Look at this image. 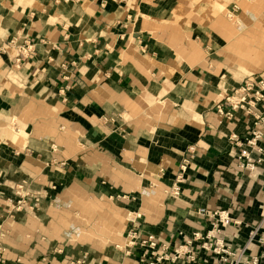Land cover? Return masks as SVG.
Returning <instances> with one entry per match:
<instances>
[{
  "label": "crops",
  "instance_id": "0c3cea01",
  "mask_svg": "<svg viewBox=\"0 0 264 264\" xmlns=\"http://www.w3.org/2000/svg\"><path fill=\"white\" fill-rule=\"evenodd\" d=\"M231 1L0 0L1 264H142L132 231L163 264H223L188 242L210 228L200 208L228 209L223 238L261 254L264 153L240 167L231 136L253 117L217 103L264 77V20Z\"/></svg>",
  "mask_w": 264,
  "mask_h": 264
},
{
  "label": "built area",
  "instance_id": "2783aa9c",
  "mask_svg": "<svg viewBox=\"0 0 264 264\" xmlns=\"http://www.w3.org/2000/svg\"><path fill=\"white\" fill-rule=\"evenodd\" d=\"M15 40L9 41L6 45H14ZM31 44L26 41L25 44L19 46L18 53L15 55L17 62L31 52ZM222 99L217 103V111L226 118H235L238 111L253 117L252 127L249 135L244 139H239L237 135L231 136L239 151L236 153V159L240 163L243 170H248L251 173L256 172L259 165L263 162L264 148L261 141L264 140V111L258 109L259 105L264 104V77L259 79L247 78L238 87L232 91L222 95ZM253 153L256 156H253ZM182 172L186 169V163L181 166ZM183 180L182 173L176 178V185L173 187V193L179 194V183ZM201 215L209 218L210 228L205 233L196 232L189 243L194 240L201 242V247L209 254L219 258L223 264H264V247L261 254L245 255L244 249L234 248L223 238V232L229 226L233 219L230 211L224 208L208 209L200 208L198 211ZM264 225V215L261 218L259 226ZM129 240L127 246L139 245L145 248L141 260L142 264H163L166 260L172 259L166 252L167 245H159V238L154 234H140L132 231L128 235ZM264 246V242H263ZM184 247V246H182ZM2 248L0 246V264L2 260ZM184 250L178 249L175 258L184 254ZM189 259L196 260V254L189 251ZM204 260L199 264H206Z\"/></svg>",
  "mask_w": 264,
  "mask_h": 264
},
{
  "label": "rangeland",
  "instance_id": "374dc122",
  "mask_svg": "<svg viewBox=\"0 0 264 264\" xmlns=\"http://www.w3.org/2000/svg\"><path fill=\"white\" fill-rule=\"evenodd\" d=\"M231 2L240 7L238 10H240L239 12H241L244 20L249 18L250 20L256 19L258 15L261 20H264V0H232ZM218 8L222 12L227 10L225 6L218 5Z\"/></svg>",
  "mask_w": 264,
  "mask_h": 264
}]
</instances>
